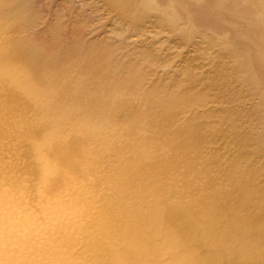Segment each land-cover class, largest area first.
<instances>
[{
	"label": "bare ground",
	"instance_id": "obj_1",
	"mask_svg": "<svg viewBox=\"0 0 264 264\" xmlns=\"http://www.w3.org/2000/svg\"><path fill=\"white\" fill-rule=\"evenodd\" d=\"M33 1L0 0V264H264L258 75L214 57L229 45L185 0H105L142 36L197 46L173 74L153 39H86L80 13L37 31Z\"/></svg>",
	"mask_w": 264,
	"mask_h": 264
},
{
	"label": "rangeland",
	"instance_id": "obj_2",
	"mask_svg": "<svg viewBox=\"0 0 264 264\" xmlns=\"http://www.w3.org/2000/svg\"><path fill=\"white\" fill-rule=\"evenodd\" d=\"M159 1L166 2L167 0ZM231 1L236 4L235 10L231 8L229 3ZM33 3L41 10L42 15L44 14L42 20L36 26V30L45 32V34L49 32L50 26L58 13H62L68 24H71L72 28L67 25V32L77 27L78 24L72 23L71 20L74 17L76 18L77 13H80V17L88 20L87 27H84L85 30L83 32L85 37L86 35L89 36L88 38L86 37L88 40L89 38L98 37L112 38L113 36L116 38L118 35L126 40V49L124 47L125 51H123H130L129 53L132 52L134 54L139 53L140 46L138 44L142 43L141 40L143 38L145 42L153 39L156 45L163 47L164 51L170 53L171 61L168 68L170 74L180 71L181 55L183 53L185 55H196L199 53L196 45L181 44L177 46L175 42L169 40L165 31H158L157 33L154 30L156 28L152 25L147 31L148 33L146 32L142 36L136 30L128 28V24L124 22V19L115 11H112L105 0H34ZM249 6L250 1L248 0H185L184 5L179 6L183 15L187 16L190 13L196 26L206 28L211 33L213 32L218 41L223 38L227 42L230 51L228 53L222 51L223 47L218 43L214 51V57L219 59V54L224 52L223 59L227 63H233L237 59L245 64L243 69L245 76L258 75L259 78L256 77V82L252 81L248 87L249 90L247 89V92L250 91L252 96L250 95V99L246 103L245 120H249L252 117L264 118V39L258 36L256 26L253 23V17H262L263 11L251 10ZM256 39L258 41H255ZM198 40L203 46L208 45V41L204 37H198ZM205 64L207 67L215 69L218 65V60L206 58ZM259 122L262 123V121ZM258 129L263 132L264 123L260 124Z\"/></svg>",
	"mask_w": 264,
	"mask_h": 264
}]
</instances>
